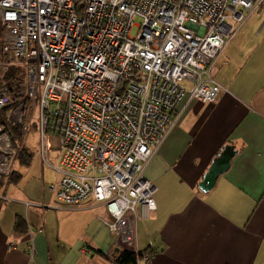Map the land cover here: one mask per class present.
<instances>
[{"label":"built area","instance_id":"obj_1","mask_svg":"<svg viewBox=\"0 0 264 264\" xmlns=\"http://www.w3.org/2000/svg\"><path fill=\"white\" fill-rule=\"evenodd\" d=\"M262 1L0 0V52L10 59L0 60V175L37 117L40 152L45 134L58 141L60 177L48 187L58 203L91 196L117 248L148 260L136 244L138 217L155 208L144 165L183 99H215L213 65ZM11 64L18 75L5 81Z\"/></svg>","mask_w":264,"mask_h":264},{"label":"crops","instance_id":"obj_2","mask_svg":"<svg viewBox=\"0 0 264 264\" xmlns=\"http://www.w3.org/2000/svg\"><path fill=\"white\" fill-rule=\"evenodd\" d=\"M259 6L213 65L220 84L215 99H183L179 118L144 165L145 178L155 185V208L136 221L137 247L149 255L136 264H264V7ZM225 144L236 150L227 170L210 189L200 190L198 182ZM26 168L15 170L19 179L0 188V264H120L115 258L120 249L103 222L105 207L91 196L75 207L56 206L46 174L34 176ZM17 216L25 221L23 231L14 229Z\"/></svg>","mask_w":264,"mask_h":264},{"label":"rangeland","instance_id":"obj_3","mask_svg":"<svg viewBox=\"0 0 264 264\" xmlns=\"http://www.w3.org/2000/svg\"><path fill=\"white\" fill-rule=\"evenodd\" d=\"M262 7H264V1H262V3L259 6L260 9ZM133 22H134V25H132V27L129 31L130 35H132V36L135 35V33L138 29L136 24H138L140 22V18L134 17ZM1 35H2V33H1ZM0 60L10 61V59L6 56H3L1 54V52H0ZM13 65L14 64H11L10 66L13 67ZM38 125H39V121H38L37 117L31 118L27 132L25 133L24 146L28 148V150L31 154L30 163H29L28 167L26 168L25 166H22L17 159L13 163L12 169L24 171V169L26 168V170L28 169V174H30V173L35 174L34 176L40 174L43 171L47 176L46 178L48 179V182L50 183V182L56 181V180H54L56 177H60V173H58L56 171L57 168H60V166L58 165V160H57V156L59 154V151L57 149L58 148V141L54 136L50 135L49 133L45 134L44 135L45 138H48V140H49V148L44 147V152L41 153L40 152L41 142H40V134H39ZM22 142L23 141L21 140L20 144ZM20 144H19V146H20ZM3 179L5 180V178H3ZM29 183H30L29 185H31L32 181H30ZM0 188H2V187H0ZM53 200H54V203H56V206L67 208V206H62L61 204L58 203V201L55 197V193H54V199ZM26 201H28L30 203L35 202L34 200H29V199Z\"/></svg>","mask_w":264,"mask_h":264},{"label":"trees","instance_id":"obj_4","mask_svg":"<svg viewBox=\"0 0 264 264\" xmlns=\"http://www.w3.org/2000/svg\"><path fill=\"white\" fill-rule=\"evenodd\" d=\"M0 45H1V27H0ZM16 75H18L17 68L15 66L13 67L9 66L6 74L4 75V80L9 81V79L14 78ZM13 131L16 134L18 133V129L16 128L13 129ZM30 157H31L30 152H28L21 143L17 153L18 161L20 162V164L26 165L28 164ZM9 172H10L8 173L9 175L8 174L0 175V187H3L5 183L16 182L19 179L20 174L17 171L11 169ZM3 178H5V180ZM14 229L16 231H23L25 229V221L22 217L20 216L16 217L14 222ZM142 254L143 253L140 250L139 256H141ZM115 258L117 262L120 264H136L137 256L133 251L123 249L118 251Z\"/></svg>","mask_w":264,"mask_h":264},{"label":"water","instance_id":"obj_5","mask_svg":"<svg viewBox=\"0 0 264 264\" xmlns=\"http://www.w3.org/2000/svg\"><path fill=\"white\" fill-rule=\"evenodd\" d=\"M235 153L236 150L232 144H225L219 153L213 157L208 168L202 175V179L197 184L198 188L202 191L210 189L217 176L227 170L230 159Z\"/></svg>","mask_w":264,"mask_h":264}]
</instances>
